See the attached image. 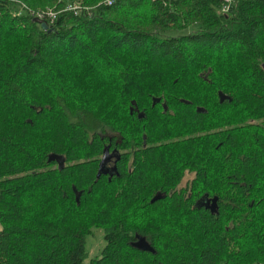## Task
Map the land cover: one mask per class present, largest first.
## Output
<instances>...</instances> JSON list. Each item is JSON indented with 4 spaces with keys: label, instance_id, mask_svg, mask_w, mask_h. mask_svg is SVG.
<instances>
[{
    "label": "trees",
    "instance_id": "trees-1",
    "mask_svg": "<svg viewBox=\"0 0 264 264\" xmlns=\"http://www.w3.org/2000/svg\"><path fill=\"white\" fill-rule=\"evenodd\" d=\"M226 4L0 0V264H264V0Z\"/></svg>",
    "mask_w": 264,
    "mask_h": 264
},
{
    "label": "water",
    "instance_id": "water-1",
    "mask_svg": "<svg viewBox=\"0 0 264 264\" xmlns=\"http://www.w3.org/2000/svg\"><path fill=\"white\" fill-rule=\"evenodd\" d=\"M38 19V18H37ZM219 97H220V101L221 102H224L225 100L229 99V100H232V98L223 93V92H219ZM185 101V100H184ZM160 102V98H153V106L156 105L157 103ZM185 102H188V101H185ZM198 111H201V112H205V109L202 108V107H199L197 109ZM107 150H105L104 152V156L100 162V168H99V172H98V175L97 177L100 178L102 174H108L109 171L105 168V165L109 159V156L107 155ZM56 161L58 163V165L60 166V168H62L63 166H65L66 164V158L63 156V155H60V154H57V153H51L49 155V158H48V162H54ZM164 197V194H157L152 200L151 202H155L161 198ZM218 200H219V197L218 196H214L212 198H208L207 200V203H210L209 205H207L206 203V207L208 209L211 210L212 213H218L219 212V204H218ZM133 246L140 249V250H143V251H152V252H155V249L153 248V246L151 245V243L147 240V238L145 236H141V235H137V241H135L133 243Z\"/></svg>",
    "mask_w": 264,
    "mask_h": 264
},
{
    "label": "rangeland",
    "instance_id": "rangeland-1",
    "mask_svg": "<svg viewBox=\"0 0 264 264\" xmlns=\"http://www.w3.org/2000/svg\"><path fill=\"white\" fill-rule=\"evenodd\" d=\"M192 32V29H187L184 31H171L169 34H175L180 35L184 33H190ZM107 134H113L111 131L107 132ZM194 177V173L188 172L186 176L184 177L182 185L185 186L192 178ZM2 228V225L0 224V229ZM105 246V239H104V233L102 230H98L95 232L94 235L87 237L86 241V248H87V260H90L91 258H96L102 254V250Z\"/></svg>",
    "mask_w": 264,
    "mask_h": 264
},
{
    "label": "built area",
    "instance_id": "built-area-1",
    "mask_svg": "<svg viewBox=\"0 0 264 264\" xmlns=\"http://www.w3.org/2000/svg\"><path fill=\"white\" fill-rule=\"evenodd\" d=\"M227 4L224 6V10L227 11L230 7V4L233 0H226ZM108 4H112L113 0H107ZM25 8L26 6L23 5ZM82 9V6L80 3L76 2V3H68L66 5V7L63 9L64 11H72L75 14H77L80 10ZM62 10V11H63ZM60 11V12H62ZM59 11H56L55 9L52 8H48V9H44V10H38L35 12H32V14L39 19H51L52 21L55 20L57 18Z\"/></svg>",
    "mask_w": 264,
    "mask_h": 264
},
{
    "label": "flooded vegetation",
    "instance_id": "flooded-vegetation-1",
    "mask_svg": "<svg viewBox=\"0 0 264 264\" xmlns=\"http://www.w3.org/2000/svg\"><path fill=\"white\" fill-rule=\"evenodd\" d=\"M144 145H146L144 143ZM105 150H107V155L109 156V159L106 163V168L109 171V173H117V162L121 159V155H122V150L118 147H113L112 143H109L106 145ZM104 156V153L102 155V157ZM205 204L207 203V201L204 202ZM210 203H207V205H209Z\"/></svg>",
    "mask_w": 264,
    "mask_h": 264
},
{
    "label": "bare ground",
    "instance_id": "bare-ground-1",
    "mask_svg": "<svg viewBox=\"0 0 264 264\" xmlns=\"http://www.w3.org/2000/svg\"><path fill=\"white\" fill-rule=\"evenodd\" d=\"M108 3V2H107Z\"/></svg>",
    "mask_w": 264,
    "mask_h": 264
}]
</instances>
